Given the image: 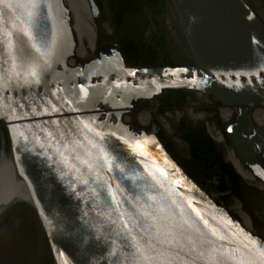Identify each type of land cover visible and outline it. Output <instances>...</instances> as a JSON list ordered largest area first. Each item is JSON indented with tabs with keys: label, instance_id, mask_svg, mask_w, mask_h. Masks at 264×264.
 <instances>
[{
	"label": "water",
	"instance_id": "1",
	"mask_svg": "<svg viewBox=\"0 0 264 264\" xmlns=\"http://www.w3.org/2000/svg\"><path fill=\"white\" fill-rule=\"evenodd\" d=\"M232 1L172 0L195 52L192 64L125 65L114 55L119 43L95 44V64L69 74L52 69L46 0H37L36 16L30 5L0 3V116L10 159L64 264H264V249L233 237L179 166L166 165L150 144L147 156L138 154L129 147L138 140L94 117L98 101L139 88L264 95V43L253 34L256 23L244 10L243 21ZM93 2L94 24L100 9ZM109 22L116 29L111 10ZM227 45L246 58L248 69L216 70L228 58Z\"/></svg>",
	"mask_w": 264,
	"mask_h": 264
},
{
	"label": "bare ground",
	"instance_id": "2",
	"mask_svg": "<svg viewBox=\"0 0 264 264\" xmlns=\"http://www.w3.org/2000/svg\"><path fill=\"white\" fill-rule=\"evenodd\" d=\"M97 2L100 15L93 24L89 15L95 4L93 0H46L49 52L55 72L69 74L93 66L97 59L93 54L95 44L109 49L118 45L116 29L109 22L110 9L105 0ZM169 2L177 16L175 25L179 39L185 46V55L193 60L195 52L187 31L172 0ZM232 2L235 12L243 21L244 10L256 23L253 34L259 42L264 43L262 6L257 0ZM228 45L224 51L228 58L216 70L248 69L250 63L246 58ZM141 46L139 41L138 53ZM94 117L111 129L121 130L142 143L150 144L169 166L172 163L179 166V163L192 160L191 141L178 131L179 122L183 118L199 121L202 135L209 137L211 143L216 145L219 171L211 177L206 176L203 187L201 184L189 185L231 233L234 232L233 237L240 234L253 239L264 249V95L250 96L231 90L207 92L200 88H139L123 93L115 100L98 101ZM0 123L3 125L0 131V219L17 207L29 208V214L35 217L36 225L44 233L53 264H64L21 169L11 162L10 138L1 116ZM172 170L179 173L177 168ZM219 174L225 177L233 189L232 193L227 187L213 189ZM233 246L238 251L237 246Z\"/></svg>",
	"mask_w": 264,
	"mask_h": 264
},
{
	"label": "rangeland",
	"instance_id": "3",
	"mask_svg": "<svg viewBox=\"0 0 264 264\" xmlns=\"http://www.w3.org/2000/svg\"><path fill=\"white\" fill-rule=\"evenodd\" d=\"M107 1L119 40L120 51L115 50L114 55L123 64L153 66L193 63V60L185 55V46L179 39L180 34L175 25L177 16L169 0ZM257 2L264 6V0ZM139 41L142 43L140 54L137 52ZM178 127L182 136H188V140L191 141L189 147L192 159L183 164L179 163L178 168L189 184H201L203 187L206 185V176L211 177L219 171L216 165L218 157L216 145L211 143L209 137L202 135L199 121L183 118ZM2 129L3 126L0 125V131ZM215 183L213 189L227 187L231 193L233 192L227 181L224 182L222 175L216 176ZM27 203L34 204L32 201ZM37 227L36 219L29 214L27 207H17L3 216L0 219V264H51L43 233Z\"/></svg>",
	"mask_w": 264,
	"mask_h": 264
},
{
	"label": "snow or ice",
	"instance_id": "4",
	"mask_svg": "<svg viewBox=\"0 0 264 264\" xmlns=\"http://www.w3.org/2000/svg\"><path fill=\"white\" fill-rule=\"evenodd\" d=\"M0 3H5L6 5H10L11 4V0H0ZM30 5L31 8L33 9V11H31L29 13L30 16H36V9L38 8V4H37V0H16V6L17 7H23V6H27ZM8 36H11L12 33L11 32H7L6 33ZM33 75H35V71H33L32 73ZM229 131H231V129H229ZM130 148H132L134 151H136L138 154L142 155V156H147L148 153L146 151V146L145 143H142L140 141H137L134 145H129ZM79 159V157H77ZM105 159H107V155L105 154ZM82 164H87L89 168H91V164L87 161V160H81ZM111 167V165H109ZM77 171H79V169H77ZM155 171H158L161 175L166 176L167 173L165 172V170L163 168H159L157 167L155 169ZM83 183H87V181H82ZM175 184L179 185L181 184V181L176 180L174 181ZM113 199L115 200V194H113ZM189 203H191L189 201ZM199 214V213H197ZM205 223H207L205 221ZM215 231V230H213ZM261 256H264V252L261 253ZM250 264H255L254 261H251Z\"/></svg>",
	"mask_w": 264,
	"mask_h": 264
}]
</instances>
